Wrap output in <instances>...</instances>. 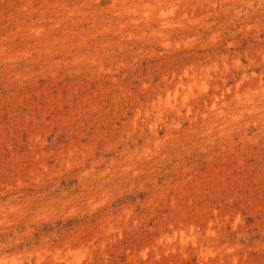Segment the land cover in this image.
<instances>
[{
    "label": "rangeland",
    "instance_id": "rangeland-1",
    "mask_svg": "<svg viewBox=\"0 0 264 264\" xmlns=\"http://www.w3.org/2000/svg\"><path fill=\"white\" fill-rule=\"evenodd\" d=\"M0 264H264V3L0 0Z\"/></svg>",
    "mask_w": 264,
    "mask_h": 264
},
{
    "label": "clouds",
    "instance_id": "clouds-1",
    "mask_svg": "<svg viewBox=\"0 0 264 264\" xmlns=\"http://www.w3.org/2000/svg\"><path fill=\"white\" fill-rule=\"evenodd\" d=\"M262 3H264V0H261ZM143 157H147V158H151V156L147 153V152H142L140 153V157L139 158H143ZM135 162V161H133Z\"/></svg>",
    "mask_w": 264,
    "mask_h": 264
}]
</instances>
